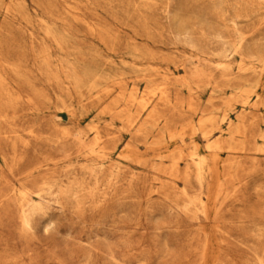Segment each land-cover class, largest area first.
Here are the masks:
<instances>
[{
    "label": "rangeland",
    "instance_id": "1",
    "mask_svg": "<svg viewBox=\"0 0 264 264\" xmlns=\"http://www.w3.org/2000/svg\"><path fill=\"white\" fill-rule=\"evenodd\" d=\"M46 30L64 39L62 48L45 36ZM200 31L209 41L223 33L246 35L242 50L228 49L230 57L224 62L233 77L242 79L238 87L220 77L222 60L210 50L202 51L219 46L190 39ZM40 43H46L55 61L74 65L85 76L122 81L127 94L137 88L140 97L148 79L154 87L171 80L172 94L185 98L192 93L202 109H210L213 137L197 133L172 144L166 136L159 145L154 143L157 132L134 138L122 121L100 116L115 95L98 99L95 91L78 103L74 100L72 113H67L61 103L71 102L65 96L66 84L60 83L63 91L60 85L53 87L32 64V48ZM0 54L22 62V70L31 71L34 89L42 95L35 97L33 106L16 102L18 117L7 125L0 120L4 131H19L11 135L13 140H0L8 159L13 156L11 142L22 155L12 172L0 159L8 182L19 186L27 168L43 157L64 161L56 168L62 190L42 200L33 198L41 205L33 232H23L14 201L0 204V264H264V0H1ZM194 62L205 67L209 77L189 80V91L181 81L195 71ZM8 77L21 91H30L22 81ZM242 117L248 127L247 138L238 137L244 140V150L211 151L209 145L218 138L228 140ZM58 123L65 128L79 125L81 130L94 123L102 128L112 124L116 149L101 160L105 170L97 179L84 171L66 178V169L81 168L86 161L71 164L66 156L74 150L43 140ZM27 128L46 136L34 140ZM181 150H196L208 161L204 209L198 203L187 205L182 197L186 191L197 198L200 186L169 174V157ZM184 166L180 161V168ZM76 178L83 190L67 194ZM7 187L0 184V192Z\"/></svg>",
    "mask_w": 264,
    "mask_h": 264
},
{
    "label": "bare ground",
    "instance_id": "2",
    "mask_svg": "<svg viewBox=\"0 0 264 264\" xmlns=\"http://www.w3.org/2000/svg\"><path fill=\"white\" fill-rule=\"evenodd\" d=\"M7 10L10 12V8H7ZM143 24L145 28L149 27L148 23L145 20ZM236 28L237 24H234L233 30L236 31ZM45 36L49 38L53 43L57 44L60 48H62V46L64 45V39L61 38L53 30H46ZM207 37L208 35L200 31L196 35H192L190 39L199 44L201 41H205L206 43L210 42L211 40L209 41ZM245 38L246 35L245 37L243 35H236L232 37L230 35L227 36L223 33L218 35L211 41V44L219 46L218 49L212 51L211 49H209L210 47L205 46L204 50H202L203 52H207L210 50L212 52V55H215L222 60L221 65L218 67L220 77H227L226 80L232 87H238L239 84H241L242 79L233 77V74L229 72V65L225 64L224 62L230 57L228 49H232L235 52L242 50L245 43ZM1 54L0 120L4 121L5 125H7L6 123H8L10 119L12 120L13 118H15L18 114L16 110V102L25 100L27 101L26 103H28V107L29 104L30 106H33L32 101H36L34 100L36 99L35 97H41L42 95L39 91L34 89L36 80L34 83V80H32L33 78L31 71L26 72V70L23 69L25 71L24 72L21 68L23 66L21 64L22 62L12 61L5 58L3 59ZM32 64L36 66V71L46 82H48V84L52 86L54 84L59 86L60 83L66 84L64 89L66 94L65 96L71 102L67 104L65 99H61L63 96L61 94L60 99L62 101V107L67 111V113H72L71 106L73 105L74 100H76L78 103L84 96L89 95L91 94V92L95 91L97 92L98 99H103L104 97L115 95L111 99L109 104L102 110V112H100V116L108 114L112 116V118L122 121L126 129L133 134L134 138H148L149 136L153 135L154 132H157L154 137V143L159 145L162 144L163 139L166 136L169 137L168 139H170V143L172 144H177L178 139L183 141L185 136L187 135L192 137L197 133H201V135L208 140L213 137V133L215 131V117L212 115L210 109H202L200 102L192 95V93H190L188 97L185 98H183V96H179L178 93L172 94V88L170 87V84L172 82L171 80L170 82L169 80H167L166 83L162 86L154 87L152 84H150L151 79H148V87L140 97H138L139 92L137 88L133 89L132 92L127 94V89L125 88L122 81H106L99 77V75L85 76V74L76 66L67 64L64 61H55L53 59L50 48L46 45V43H42L37 49L32 48ZM193 65L195 66V71L192 72V74L189 73V77L181 81V84L188 87L189 91H191V81L189 80H201L202 78L209 77L205 67L199 66V63L197 62H194ZM243 70V68L240 69V71ZM8 74L14 76L18 80V82L22 81L23 86L25 84L27 88H30L29 90L31 92L26 89L27 92L24 91V93L20 90V88H18V86H14L12 84L13 81L11 82ZM44 80L43 83H45ZM103 83H105L106 87H102ZM37 88L39 87L37 86ZM57 88H61V85ZM53 91L58 92L59 90L57 91L53 88ZM61 91H63V89ZM44 94L43 97H45ZM47 94L50 95L51 93ZM57 96H59V94ZM48 98H50V96ZM50 99L52 100V98ZM46 100L48 101L49 99ZM231 101L232 100L227 101V103H229V106H233V103ZM38 104H43L44 106V103H37V106ZM30 110L32 111V107L30 108ZM36 110H38V107L36 108ZM39 110L41 111V109ZM40 111L39 113H41ZM48 111L51 112L50 110ZM178 121L183 122L182 124L180 123L181 125H179L178 123L179 126H177ZM13 122L11 121V123ZM59 124L60 123L56 124L55 127L52 128L53 131L51 130V133H49L47 136L43 133H39L37 130L36 132L35 130H33V127V129L27 128V130L25 131L27 132V136L32 137V139L34 140H41L43 139V135H45L46 137L44 136L45 138L43 140L47 143L49 142L54 145L69 146L70 149L74 150V153L68 154L66 156L67 160H72L71 164H73L74 162L81 163L82 161H86V164L81 165V168H76L71 165L72 167H70V169H66V178L79 171L89 173L92 178L98 177L100 172L105 170L103 167L104 164L102 163L103 159H107V157H109L116 149V146L112 147L114 141V136L110 134V132L112 131V124H108L105 128H102L98 124L94 123L87 127L88 129L86 130H81L80 128H78L79 125H76L77 128L74 127L75 125L72 128H65L60 126ZM2 128L0 127V140H13L12 136L14 135V137H16L15 134L19 132L13 129H10L11 131H4ZM247 129L248 127L245 126L244 118H239L238 124L232 128L230 132L231 135L228 140H221L220 138H218L213 143H211L208 148L211 151L217 152L223 150L234 151V153L235 151H242L244 150V148L242 147L244 140L240 141L238 137L247 138ZM11 143L13 156L11 155L12 157H10V159H8V157L4 153V150L0 148V159L2 160L8 172L13 171L18 161L21 160L20 157L22 156L18 155L17 153V143ZM23 144L27 143L23 142ZM180 161L185 162V166L183 169L180 168ZM60 162L64 161L55 159L50 156L43 157L42 159L37 160L27 168L23 177L19 179V186H16L14 184L10 185L6 176L5 169L0 164V184H2V186L3 184L8 186L7 191L5 190L0 192V204L2 205L4 202L10 200L14 201L17 204L18 208L20 209V219L23 232H33L32 229L34 228L35 217L40 211L41 205L37 204L33 198H39L42 200L52 195L55 189H58L59 191L62 190V181L56 178V168L60 166ZM169 163L170 164L168 169L171 176H178V178H180L186 184L193 180L201 188V193L197 198L190 197L186 191L182 192V197L186 199L187 205L194 206L196 205V203H198V205H200V207L204 209L205 201L202 195L204 193V182L208 174L207 159L201 157L196 150L189 154H184L183 150H181L174 152L169 157ZM67 168L69 167L67 166ZM27 182H30L31 184L29 183L28 185ZM72 185L73 186L70 189L65 191L67 194H72L74 196L78 195L83 190V186L78 178L74 180V183ZM220 189L221 192H223L222 186Z\"/></svg>",
    "mask_w": 264,
    "mask_h": 264
}]
</instances>
